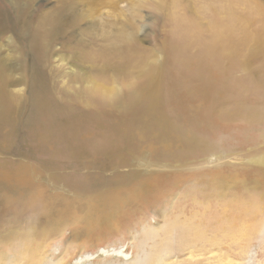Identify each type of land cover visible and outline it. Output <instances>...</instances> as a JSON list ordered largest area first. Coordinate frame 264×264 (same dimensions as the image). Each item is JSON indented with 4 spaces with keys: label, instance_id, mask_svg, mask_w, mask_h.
<instances>
[{
    "label": "bare ground",
    "instance_id": "bare-ground-1",
    "mask_svg": "<svg viewBox=\"0 0 264 264\" xmlns=\"http://www.w3.org/2000/svg\"><path fill=\"white\" fill-rule=\"evenodd\" d=\"M32 1L22 0L26 4ZM169 6L173 37L163 44L167 45L164 56L163 47L157 51L163 56L160 64L156 51L139 46L133 24H123L117 37L111 36L99 44L74 32L75 20L60 17L54 13L56 10L39 16L27 35L28 50L23 49V55L30 59L25 66L26 75L21 70L26 62L22 50H13L15 65L9 66L0 44V154L19 151L24 139L29 142L30 154H49L46 162L36 161L17 174L10 168L7 174L14 176L11 181L22 188L20 195L27 206L36 214L51 218L55 207L49 201L53 194L47 199L44 192H37L41 180L34 172L39 169L49 170V178H53L51 175L56 176L61 168L72 164L86 175L95 173L96 185H101V180L110 182V189L104 190L105 197L117 192L127 203L152 193L153 182L159 184L160 176L167 171L177 173L178 178L189 173L194 167L192 160L197 158L217 154L211 162L215 166L245 164L243 158L249 159L256 174L251 178L250 172H241L220 177L214 174L209 180L222 190L227 179L233 178L240 191L234 198L223 194L219 197L227 204L221 215L222 236L210 242L206 250L214 254L199 264H262L264 257L259 256L260 251L264 252V151L257 147L251 155H235L240 153L221 147L217 150L215 138L209 137L227 132L226 128L237 120L248 127L264 122L263 110L257 109L258 102L252 100L264 96V4L255 0H206L200 6L187 7L188 16L176 0ZM26 7L18 14V18L23 16L19 18V34L27 31L30 24L28 13L24 14ZM3 36L1 27L0 40ZM59 37L63 39L59 50L81 65L77 73L69 69L62 75L70 83L88 87L74 93L73 99L93 107L91 112H80L82 107L72 102L61 105L56 99L58 87L63 93L66 91L50 81L45 68L51 57L50 44ZM15 71L19 78L12 82ZM22 84L27 86L24 99L10 90V86ZM95 98L109 103L118 119H106L99 108L91 105ZM147 140L160 142L166 153L159 154V159L150 157L152 154L143 156L147 151L142 143ZM96 155L106 160L99 163ZM59 174L58 179H62ZM8 175H0V192L6 191V186L15 188L9 181L2 182ZM31 194L33 197L28 196ZM107 207L100 214L96 212L93 222L111 224L115 220L116 209Z\"/></svg>",
    "mask_w": 264,
    "mask_h": 264
},
{
    "label": "rangeland",
    "instance_id": "rangeland-1",
    "mask_svg": "<svg viewBox=\"0 0 264 264\" xmlns=\"http://www.w3.org/2000/svg\"><path fill=\"white\" fill-rule=\"evenodd\" d=\"M172 1L174 0H33L30 4H26L22 0H0V29L2 27L4 30V36L0 40V44L3 45L2 54L7 65H15L13 60L16 54L13 50L21 49V55H23V49L28 50L26 48L27 35L35 26L38 17L56 10L54 13H58L60 17L66 19L70 17V20H75L77 24L74 32L99 44L109 40L111 36L117 37L115 35L120 34L123 24L129 26L133 24L136 30L132 31L136 33L139 46L144 50L149 49L148 51L154 52L163 47L161 50L163 55L167 46L163 44L173 37L172 23L169 18L172 11L169 5ZM176 1L179 9L188 16L187 7L200 6L206 0ZM255 1L264 4V0ZM27 5L28 9L24 14L28 13L30 24L27 31L19 34L22 29L20 28L22 19L19 18L22 15L20 14L18 18V14L26 9ZM61 41L63 39L59 37L55 42H51L50 47L54 51L51 53L50 50L49 56L51 57L48 67L45 68L49 71L50 81L66 91L63 93L58 87V90H55L56 99L61 105L69 102L77 104L82 107L80 112L84 109L90 111L93 107L73 99L74 93H80L82 89L86 90L88 87L76 82L70 83L64 77L65 75H62V71L66 72L69 69L77 73L81 65L75 60H70L67 53L59 50ZM23 56L26 62L21 70L26 75V67L30 59L29 55L24 54ZM163 56L157 52L159 64L162 63ZM47 71L44 73L46 74ZM14 73L12 82L19 78L17 71ZM10 90L22 99L27 97L26 85H12ZM96 98L91 105L99 108L106 119L117 120L119 115L116 116L114 108L109 103ZM252 100L258 102L257 109L264 112V96L258 95ZM104 111L106 113L110 111V115H106ZM221 124L224 127L222 121ZM226 129L227 132L222 131L216 136L213 135L214 137L212 135L209 137L211 140L215 138L213 141H215L217 150L221 147L229 152L240 153L235 155H251L257 147L264 151V122L248 127L237 120ZM23 134L22 132L21 135ZM201 135L203 136V133ZM143 143L142 146L147 151V154H142L143 156L149 154V157L152 154L153 156L150 157L159 159L161 158L159 154L166 153L164 151L166 149L162 148L160 142L147 140ZM146 146L152 148V151L148 152ZM29 147V142L24 139L19 151L0 154V175H8L7 170L10 168L17 174L22 167H27L36 161L49 160L47 157L49 154H30ZM46 148L49 150L51 146H46ZM154 149L156 152H153ZM216 156L217 154H213L192 160L194 167L180 178L177 173L167 171L160 176L159 184L153 182L155 190L152 193L147 194L144 199L139 198L127 202L128 204L122 201L117 192H108L109 194L105 197L104 190L110 189V184H108L110 182L105 183L106 180H101V185H96L94 180L98 176L95 173L86 175L84 170L70 163L67 168H61L57 173L64 174V171H67L64 175L59 174V178L62 177V179H58L57 174L49 178V170L39 169L34 172L41 180V185L37 184V192H44L47 199L50 194H53L49 201L50 205L55 207L51 218L46 214L33 212L23 199L24 196L20 195L23 192L22 188L17 187L13 180L11 181L14 176L12 178L8 175V178H3L2 182L9 181L10 184L15 185V188L11 189V186H6V191L0 192V264L201 263L214 254L213 252L208 254L206 250L210 242L222 236L224 222L221 220V215L227 204L224 205L219 197L225 195L234 198L240 191L239 183L233 178L227 179L222 190L212 186L209 180L214 174L220 177V175H239L241 172H250V178L254 174V168L251 166L253 163L249 159L243 158L245 164L227 163L223 167L211 165ZM96 158L99 159V155H96ZM105 160V158H100L97 161L100 163ZM160 162L167 163L162 160ZM84 176H88L89 180H85ZM63 179L67 181L66 184H63L65 182ZM261 188L264 189V187ZM28 196L33 197L32 194ZM110 205L116 209L115 220L113 219L111 224L93 222L96 212L100 214L101 209L108 208L107 206ZM61 216L63 219L59 221ZM213 250L217 252L215 248ZM263 257L264 252L260 251L259 258ZM262 264H264V259Z\"/></svg>",
    "mask_w": 264,
    "mask_h": 264
}]
</instances>
